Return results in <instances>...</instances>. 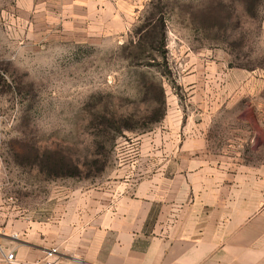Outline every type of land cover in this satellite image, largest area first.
Returning <instances> with one entry per match:
<instances>
[{
    "label": "rangeland",
    "instance_id": "rangeland-1",
    "mask_svg": "<svg viewBox=\"0 0 264 264\" xmlns=\"http://www.w3.org/2000/svg\"><path fill=\"white\" fill-rule=\"evenodd\" d=\"M66 1L0 0L1 225L50 220L153 174L187 116L225 162L226 189L255 176L264 192V0H107L92 28L69 29ZM161 16L166 64L158 45L131 43ZM55 157L80 172L49 174Z\"/></svg>",
    "mask_w": 264,
    "mask_h": 264
},
{
    "label": "crops",
    "instance_id": "crops-1",
    "mask_svg": "<svg viewBox=\"0 0 264 264\" xmlns=\"http://www.w3.org/2000/svg\"><path fill=\"white\" fill-rule=\"evenodd\" d=\"M106 1L67 0L62 12L75 17L66 28L82 21L92 28ZM185 119L188 125L176 116L184 142L169 146L172 156L153 174L122 182L116 194L74 201L47 221L0 224V242L16 256L10 263L0 253V264L35 262L52 248L55 264H264V192L257 178L243 179L242 190L226 189L225 162L208 156L202 131Z\"/></svg>",
    "mask_w": 264,
    "mask_h": 264
},
{
    "label": "trees",
    "instance_id": "trees-1",
    "mask_svg": "<svg viewBox=\"0 0 264 264\" xmlns=\"http://www.w3.org/2000/svg\"><path fill=\"white\" fill-rule=\"evenodd\" d=\"M167 42V33H166V21L164 17H160L155 20V24L152 26L151 30H147L145 34L141 35L138 40L132 41L131 43L134 44L135 47H138L143 50H147L150 47H157L162 50V56L164 58L165 64L167 63L166 60V43ZM151 45V46H150ZM163 108L162 111L157 118L160 120L165 115V100H162ZM102 124H106L107 126L112 125L111 121L108 120L107 123L103 122ZM126 129H133L130 124L125 126ZM45 167L48 170L49 174L55 173L57 175H68L73 173L80 172V164L74 163L71 160L67 162V160L63 157L50 159H44ZM73 169V170H72ZM75 171V172H73Z\"/></svg>",
    "mask_w": 264,
    "mask_h": 264
},
{
    "label": "built area",
    "instance_id": "built-area-1",
    "mask_svg": "<svg viewBox=\"0 0 264 264\" xmlns=\"http://www.w3.org/2000/svg\"><path fill=\"white\" fill-rule=\"evenodd\" d=\"M57 249L52 248L51 250H48L46 256L43 259L37 260L35 262H18V264H55L56 259H54V254L56 253ZM0 253L5 255L6 258L10 263L16 262V256L13 251H7L6 246H4L0 242Z\"/></svg>",
    "mask_w": 264,
    "mask_h": 264
}]
</instances>
